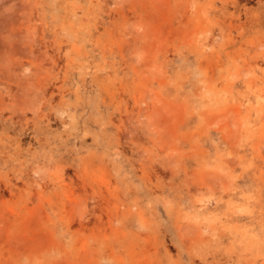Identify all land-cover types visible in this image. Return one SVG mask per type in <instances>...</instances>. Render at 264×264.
I'll list each match as a JSON object with an SVG mask.
<instances>
[{
    "label": "rangeland",
    "instance_id": "rangeland-1",
    "mask_svg": "<svg viewBox=\"0 0 264 264\" xmlns=\"http://www.w3.org/2000/svg\"><path fill=\"white\" fill-rule=\"evenodd\" d=\"M0 264H264V0H0Z\"/></svg>",
    "mask_w": 264,
    "mask_h": 264
}]
</instances>
